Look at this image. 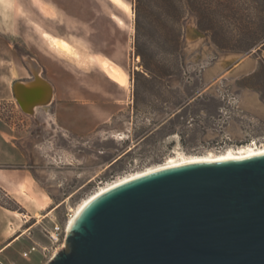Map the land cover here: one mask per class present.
<instances>
[{
  "label": "rangeland",
  "instance_id": "rangeland-1",
  "mask_svg": "<svg viewBox=\"0 0 264 264\" xmlns=\"http://www.w3.org/2000/svg\"><path fill=\"white\" fill-rule=\"evenodd\" d=\"M122 1L130 12L111 2L117 14L125 15L130 43L120 50L119 64L105 57H98L97 64L125 88L118 87L116 98L107 101L108 114H114L92 131L63 110L75 117L83 113L82 91L89 90V80L98 79L95 63L64 58L61 51L71 54L70 46L51 44L47 33L59 19L50 12L52 0L18 1L22 43L8 46L12 59L9 71L0 75V122L25 161L0 165L5 181L0 210L12 211L8 217L0 214V224L12 221L8 234L28 231L0 256V264H48L67 248V230L79 206L122 178L183 157L264 147V0ZM174 9L184 13L182 28L173 23ZM222 10H227L225 18ZM216 44L254 47L243 52ZM45 64L52 78L62 81V74L70 75V82L58 83L54 105L31 113L14 88L35 81L37 73L51 82ZM146 66L158 68L157 74ZM57 227L59 241L52 243L50 234ZM34 246L38 251L24 258Z\"/></svg>",
  "mask_w": 264,
  "mask_h": 264
},
{
  "label": "water",
  "instance_id": "water-1",
  "mask_svg": "<svg viewBox=\"0 0 264 264\" xmlns=\"http://www.w3.org/2000/svg\"><path fill=\"white\" fill-rule=\"evenodd\" d=\"M66 247L48 264H264V155L112 188L77 216Z\"/></svg>",
  "mask_w": 264,
  "mask_h": 264
},
{
  "label": "crops",
  "instance_id": "crops-1",
  "mask_svg": "<svg viewBox=\"0 0 264 264\" xmlns=\"http://www.w3.org/2000/svg\"><path fill=\"white\" fill-rule=\"evenodd\" d=\"M18 1L0 0V75L4 74L5 70L9 71L7 62L12 59L11 51L8 47L10 41L14 44L22 43V5ZM51 8L50 12L52 15L56 11L59 18L57 21L51 22V32L47 33L50 35L51 44L57 49H60L59 44L65 43L69 45L72 53L61 51L63 57L66 55L64 58L71 57L73 59L79 58L93 61L99 71L97 80H89V90L87 91L85 87L82 91L83 102H80L79 105L83 108V113L75 117L69 114L67 108H64L65 111L63 110L64 115L66 114L68 119L74 117L79 124L86 123L88 125L87 130L92 131L107 122V117L114 114H108L107 101L112 100L113 97L116 98L115 90L118 87L125 88L110 79L97 64L98 57H105L116 63L122 60V52L120 50L123 49V46L130 43L128 32L125 28V15L120 16L117 14L115 8L118 7L110 0H52ZM74 44L81 45V48L77 50ZM85 56H88V58ZM38 59L43 60V58ZM45 67L51 77V82L48 79L46 82L53 88L54 100L51 105H54L55 98L58 99L60 97L58 83H63L65 78L69 81L71 76L62 74L63 80L59 81L58 77L57 79L52 78L53 73L49 71L50 69L46 64ZM12 70L15 74L16 70L14 68ZM6 136L7 132L4 130L2 122H0V165H23L25 157L22 151L8 141ZM4 182V177L0 176V185ZM1 209L0 214L5 217L12 213V211L7 209ZM12 224V221H9L8 226L10 229H12ZM6 225L7 223L2 227L0 224V256L22 239L21 237L16 242L13 241L18 234H8L6 231L8 226ZM10 242L13 243L8 247ZM6 247L8 248L4 250ZM10 263L15 264L14 261Z\"/></svg>",
  "mask_w": 264,
  "mask_h": 264
},
{
  "label": "bare ground",
  "instance_id": "bare-ground-1",
  "mask_svg": "<svg viewBox=\"0 0 264 264\" xmlns=\"http://www.w3.org/2000/svg\"><path fill=\"white\" fill-rule=\"evenodd\" d=\"M111 1H113L119 6H123L127 12H130L132 10L128 5H124V2L122 0H111ZM25 87L27 89L25 90V92H23L24 93L23 96H22V89H20L21 87L18 89V93L21 99V105L26 111L31 112V113H36L38 110L43 109V108L46 109L50 104H52L54 100L53 88L49 83H47L45 80H43L40 77V74L38 73L36 74L35 81L25 83ZM178 154L180 156L183 155V153H180V152H178ZM261 155H264V147L258 148V146L257 147L249 146V147L239 149L238 151H234L231 148L230 150L226 151L225 153H221V154L210 153L207 156L183 157L180 160L171 159L172 161H170L169 163L167 162V164H163L161 166L148 169L143 172L132 174L131 176L122 178L102 188L95 195L85 200L79 206L74 216L70 220L69 227L74 223L77 216L93 199H95L96 197L100 196L101 194L105 193L106 191L112 188H115L119 185L130 182L132 180H135L143 176H147V175H150L155 172L162 171V170H167V169L185 166L189 164L206 163V162H223V161H228V160H243V159L253 158V157H257ZM27 231L28 230L21 231V233L15 237L14 241H17L22 236H25L27 234ZM12 243H10L9 246L12 245Z\"/></svg>",
  "mask_w": 264,
  "mask_h": 264
},
{
  "label": "trees",
  "instance_id": "trees-1",
  "mask_svg": "<svg viewBox=\"0 0 264 264\" xmlns=\"http://www.w3.org/2000/svg\"><path fill=\"white\" fill-rule=\"evenodd\" d=\"M226 11L227 10H222L221 12H219V15H221L222 17H226ZM261 12H263L264 13V8L262 9L261 8ZM260 12V13H261ZM198 12H195V10H193L192 12H191V14L192 15H194L195 17H196V19L198 18L197 17V14ZM171 16L173 17V23H176V25L179 27V28H182V22H183V20H184V18H185V16H184V13L183 12H181L180 11V9H174L172 12H171ZM207 32H213V29L212 28H209V29H207ZM252 33V32H251ZM180 35H181V33H180ZM180 40V39H179ZM178 40V41H179ZM181 42L179 41L178 42V44H177V47H178V50L176 51V53L177 54H179L180 55V53H181ZM217 46H218V48L219 49H221V50H233V51H243V52H248V51H250L254 46H252V45H249V46H246V47H241V46H235V47H232V48H227V47H224V46H222V45H219V44H216ZM143 55V54H142ZM143 59H144V57H143ZM146 70H148V71H150V72H152V73H154V74H157L156 72L158 71V68H157V70H155V69H150V68H148V66H146Z\"/></svg>",
  "mask_w": 264,
  "mask_h": 264
},
{
  "label": "built area",
  "instance_id": "built-area-1",
  "mask_svg": "<svg viewBox=\"0 0 264 264\" xmlns=\"http://www.w3.org/2000/svg\"><path fill=\"white\" fill-rule=\"evenodd\" d=\"M60 231H61V228L57 227V228L54 229V231L51 232V234H50V239L51 240L50 241L52 243H55V242H58L59 241V236L61 234ZM37 251H38L37 247L34 246L29 251L25 252L23 254V257L24 258H27V257H29V255H31V254H33L34 252H37Z\"/></svg>",
  "mask_w": 264,
  "mask_h": 264
}]
</instances>
